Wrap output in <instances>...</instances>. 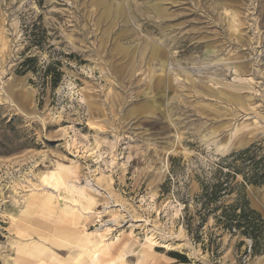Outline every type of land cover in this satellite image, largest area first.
I'll return each mask as SVG.
<instances>
[{"label":"rangeland","instance_id":"1","mask_svg":"<svg viewBox=\"0 0 264 264\" xmlns=\"http://www.w3.org/2000/svg\"><path fill=\"white\" fill-rule=\"evenodd\" d=\"M27 57L57 86L19 74ZM251 146L264 158V0H0V264H257L251 240L184 222ZM244 193L264 218V186Z\"/></svg>","mask_w":264,"mask_h":264},{"label":"trees","instance_id":"2","mask_svg":"<svg viewBox=\"0 0 264 264\" xmlns=\"http://www.w3.org/2000/svg\"><path fill=\"white\" fill-rule=\"evenodd\" d=\"M59 65V63H55ZM19 74L28 72L42 79L52 76V86L56 87L62 73L54 71V64L39 65L36 57H27L20 65ZM256 146L220 157L214 164L211 178L202 184V191L197 198L200 210L199 221L193 224L194 217L186 211L184 222L188 234L199 239L204 223L212 218L215 228L221 229L231 237L251 240L252 255L264 252V218L249 205L244 189L248 185L264 186V158H256ZM241 182H237L238 177ZM235 195L231 203L227 199ZM244 242V241H242ZM179 263H188L186 257L179 253L171 255Z\"/></svg>","mask_w":264,"mask_h":264},{"label":"bare ground","instance_id":"3","mask_svg":"<svg viewBox=\"0 0 264 264\" xmlns=\"http://www.w3.org/2000/svg\"><path fill=\"white\" fill-rule=\"evenodd\" d=\"M59 176H60V178H57L55 175H51L50 176V179H52L53 181H57V179L59 180V179H62L63 181H65V179H66V176H65V171L64 170H60V172H59ZM46 182V181H45ZM66 183V182H65ZM68 183V182H67ZM107 183V182H106ZM52 185H53V188L52 187H50L49 189L51 190H53V196L55 197V199L57 200V202L59 203V204H64V203H68L66 200H64V198L63 197H61L57 192V189H56V187H54V186H56V185H54L53 183H52ZM97 188V187H96ZM48 189V190H49ZM45 190V189H44ZM41 192V191H40ZM51 193V194H52ZM49 201V200H48ZM47 204V203H46ZM109 229L110 228H108V229H105L104 231H105V233L106 232H108L109 231ZM111 232V231H110ZM104 239V238H103ZM105 241V240H104ZM109 241V240H108ZM148 241H150L151 243H153V241H151L149 238H147V242ZM110 242V241H109ZM106 244V243H105ZM106 245H108V244H106ZM162 246V245H161ZM162 247H166V246H162ZM102 248V247H101ZM100 248V249H101ZM99 249V250H100ZM103 249V248H102ZM150 249L152 250V247H150ZM96 254V253H95ZM116 254V253H115ZM158 255V254H157ZM257 264H264V259L263 260H261V261H259Z\"/></svg>","mask_w":264,"mask_h":264}]
</instances>
